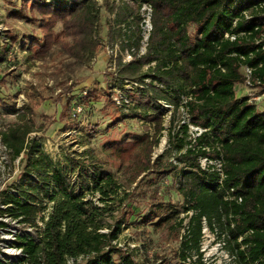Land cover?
<instances>
[{"label":"trees","instance_id":"16d2710c","mask_svg":"<svg viewBox=\"0 0 264 264\" xmlns=\"http://www.w3.org/2000/svg\"><path fill=\"white\" fill-rule=\"evenodd\" d=\"M143 2L153 6V27L147 51L139 55ZM263 3L264 0H121L118 5L106 6L114 14L109 40L113 47L119 45L113 86L124 89L126 81L137 82L136 89L125 90L134 102L129 108L155 124L154 136L134 134L130 142L122 139L108 149L118 158L129 150L137 151L132 182L147 173L156 174L151 183H156L157 178L172 177L171 187L185 201L183 210L191 212L180 246L179 259L184 262L194 256L201 258L206 224L212 232L225 237V245L238 264H264V102L250 101L249 94L237 89L244 81L245 65L264 85ZM27 10L37 14L32 19L39 22L44 33L43 43L34 38L31 44L40 54L55 43L58 21L63 22V33L72 38L67 46L71 56L89 61L99 49L94 37L100 21L97 0H22L15 15L26 18ZM8 36L12 41L16 39L12 34ZM127 50L133 59L124 62L122 52ZM134 91L150 96L146 109L140 110ZM163 101L172 108L168 128L164 125L168 108ZM182 108L189 122L203 129L194 143L189 140L188 123L182 122ZM16 113L21 123L0 133L13 157L23 153L26 162L14 190L2 192L1 202L10 205L0 211L31 225H37L40 216L45 224L40 239L28 235L18 239L28 254L20 259L21 264H69L70 258L75 259L73 264H143L113 244L122 222L103 231L109 225L104 221L108 210L85 198L84 185L91 190L86 177L79 189L68 174L70 166L55 161L39 140H27L34 128L26 122V112L18 109ZM165 129L168 147L152 160L153 148ZM173 155L182 166L171 161ZM200 156H222V180L216 170L201 167ZM88 175L103 200L115 198L120 185L113 175L100 166ZM152 199L138 223L151 224L155 229L177 221L179 228H184V218H178L180 211L162 202L156 193ZM118 252L120 256L115 257ZM79 256L85 259L78 262ZM194 264L203 263L195 260Z\"/></svg>","mask_w":264,"mask_h":264},{"label":"rangeland","instance_id":"374dc122","mask_svg":"<svg viewBox=\"0 0 264 264\" xmlns=\"http://www.w3.org/2000/svg\"><path fill=\"white\" fill-rule=\"evenodd\" d=\"M97 1L100 21L94 37L100 46L89 61H84L67 52L72 38L63 33L62 21H58L54 28L55 43L49 51L40 54L39 49L31 48L34 38L44 42L39 22L32 19L37 14L27 10V17L21 18L15 15V11L21 9L22 0H0V131L21 123L16 110L26 112V122L34 128L27 135V140H39L55 161L70 166L68 174L77 182L79 189L86 177L91 190L84 185L85 198L107 208L104 221L110 226L103 231L122 222L118 238L113 241L122 253L132 254L143 264H194L195 260L203 264H238L225 245V237L212 232L206 224L201 241V258L194 256L186 262L180 260L181 241L191 212L183 210L185 201L171 187L172 177L157 178L156 183H151L156 174L147 173L132 182L139 158L137 151L129 150L123 158H118L108 149L122 139L130 142L134 134L154 136L155 124L142 119L130 108L126 111L114 101L116 88L112 79L116 66L111 54L113 45L108 36L114 14L106 6L118 5L121 0ZM8 34L16 39L12 41ZM122 55L126 57V52ZM238 87L249 94L251 100L264 102V85L254 82L249 87ZM134 97L135 102L140 103V110L149 106L150 96L135 92ZM171 113L170 107L164 116L167 128ZM177 116L181 119V114ZM163 140L165 144L161 147ZM167 147L168 130L165 129L159 144L153 148L152 160L163 154ZM23 156L17 163L11 153L0 162V203L2 192L13 191L19 181L26 162ZM175 156L171 161L182 166L183 163ZM71 160L78 165L74 167ZM96 166L113 175L120 185L115 198L103 200L101 193L94 189L88 173H94ZM155 193L162 202L180 211L178 218H184V228H179L177 221L155 229L151 224L138 223L148 212ZM114 256L119 257L120 253Z\"/></svg>","mask_w":264,"mask_h":264},{"label":"built area","instance_id":"2783aa9c","mask_svg":"<svg viewBox=\"0 0 264 264\" xmlns=\"http://www.w3.org/2000/svg\"><path fill=\"white\" fill-rule=\"evenodd\" d=\"M264 7V3L262 4ZM152 12H153V6L149 2H143L141 4L140 8V15H141V45L139 48V55L144 54L147 51L148 44H149V37L152 31ZM229 36V34H227ZM232 39L235 38V36H231ZM133 50V49H132ZM119 52V45L116 44L111 49L112 57L114 58V64H115V58L117 57ZM133 59V54L130 51H126V57L123 56V61H130ZM155 62H152L151 65H154ZM150 65V64H149ZM149 65H145L144 67L147 68ZM244 70V71H243ZM242 72L244 74V81L242 83H239V86L245 85L246 87L254 85V82L259 83L260 81L253 77V69L245 65L242 67ZM146 81H150V79H146ZM237 85V89L240 90V88ZM139 86L137 82H129L126 81L124 84V89H120L119 87L113 86L116 91V94L114 95V101L117 103L118 106L123 107L126 111L129 110L130 106L134 105V102H132L131 97L128 95V93L125 90H132L136 89ZM250 101L251 96H250ZM256 102V101H255ZM163 104L166 108H170L171 105L167 104L163 101ZM261 104V103H259ZM184 111V120L182 122H187L189 125V140L194 143L197 139V136L201 134L203 129L199 126H195L189 122L188 114L182 108ZM191 146V144H190ZM12 150L5 144V142L2 139V135L0 133V162L7 159L8 154H11ZM23 154V153H22ZM22 154L17 157L15 160L17 163L20 162V159L22 157ZM14 160V161H15ZM199 162L202 168H208L212 170H216L221 175V180L224 177L223 172V159L222 156L220 157H211V156H200ZM0 185H1V178H0ZM1 186H0V193H1ZM10 204H3L0 203V210L6 209ZM44 212V215L47 218L48 211ZM44 221L40 218V216L37 218V225H31L30 223L21 222L20 218H15L12 215H9L7 212H1L0 211V264H21L20 259L26 258L28 256L27 252L24 250L22 246H20L17 241L22 235H28L30 237L40 239L42 237L41 230L44 228ZM85 259L84 256H79L77 258L78 262H81ZM75 262V259L70 258L68 260L69 264H73Z\"/></svg>","mask_w":264,"mask_h":264},{"label":"bare ground","instance_id":"6f19581e","mask_svg":"<svg viewBox=\"0 0 264 264\" xmlns=\"http://www.w3.org/2000/svg\"><path fill=\"white\" fill-rule=\"evenodd\" d=\"M164 142H165V140L162 141V143H161V147H163V145L165 144Z\"/></svg>","mask_w":264,"mask_h":264}]
</instances>
